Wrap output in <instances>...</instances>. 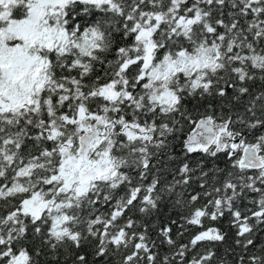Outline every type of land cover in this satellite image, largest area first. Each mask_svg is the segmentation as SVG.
Wrapping results in <instances>:
<instances>
[{
  "label": "snow or ice",
  "instance_id": "obj_1",
  "mask_svg": "<svg viewBox=\"0 0 264 264\" xmlns=\"http://www.w3.org/2000/svg\"><path fill=\"white\" fill-rule=\"evenodd\" d=\"M0 264H264V0H0Z\"/></svg>",
  "mask_w": 264,
  "mask_h": 264
}]
</instances>
